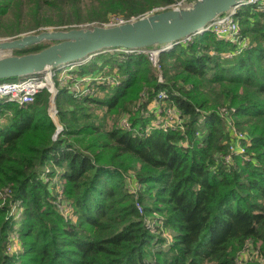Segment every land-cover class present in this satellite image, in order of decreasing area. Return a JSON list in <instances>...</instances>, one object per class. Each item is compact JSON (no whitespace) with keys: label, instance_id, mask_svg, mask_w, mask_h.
Masks as SVG:
<instances>
[{"label":"trees","instance_id":"16d2710c","mask_svg":"<svg viewBox=\"0 0 264 264\" xmlns=\"http://www.w3.org/2000/svg\"><path fill=\"white\" fill-rule=\"evenodd\" d=\"M96 1L0 0V18L15 15L0 19V32L18 25L23 5L48 26L39 7L58 19L64 10L76 21L127 19L177 0ZM235 19V40L206 31L156 64L107 51L77 66L53 98H0V264H237L252 244L264 255V4L239 7ZM82 76L109 77L92 86L104 96H74ZM159 92L181 127L145 132L153 115L142 114ZM111 113L120 118L107 127Z\"/></svg>","mask_w":264,"mask_h":264},{"label":"water","instance_id":"95a60500","mask_svg":"<svg viewBox=\"0 0 264 264\" xmlns=\"http://www.w3.org/2000/svg\"><path fill=\"white\" fill-rule=\"evenodd\" d=\"M257 1L188 0L120 24L42 30L0 39V81L44 73L50 77L52 71L83 63L107 51H156L158 55L208 31L221 15H235L239 7ZM45 42L48 44L36 51L13 53ZM54 121L59 131L61 126L56 119Z\"/></svg>","mask_w":264,"mask_h":264},{"label":"built area","instance_id":"2783aa9c","mask_svg":"<svg viewBox=\"0 0 264 264\" xmlns=\"http://www.w3.org/2000/svg\"><path fill=\"white\" fill-rule=\"evenodd\" d=\"M187 1L188 0H177L169 5L153 8L149 12H156L163 9L176 7L186 3ZM257 2L259 4H264V0H259ZM125 21L118 18L113 19L114 24H120ZM238 29V22L235 19V15L231 13H225L214 22V24L210 27L208 31L215 33L218 37L235 40L237 38ZM145 54L149 56V59L153 62V64L157 63L159 54L157 55L156 51H148V53ZM80 64L83 63H79L76 65L69 64L71 65L70 67L64 68L66 75L62 76L61 78H58L56 82H54L52 78L53 76L55 77L58 72H61V69L52 71L50 76L52 81L51 87L48 84L49 75L46 73L17 78L16 80L12 81H2L0 82V98H4L7 101L17 103H27L33 101L34 96L42 90H46L51 95L55 94L57 93V84L63 85L67 81V79L75 77L74 75H72V71ZM97 77L99 76H96L94 78L90 76H82L81 78L76 79V83L74 82L72 84V87H69V89L74 96H85L86 94H84V92H88L89 89L93 88V85L91 86V84H93L92 80L98 83V79H101H96ZM104 78H106V82L111 81L109 77ZM86 80H88L86 82L88 83V85H83L85 83L84 81ZM90 94L93 93L89 92V95ZM164 98L165 94L163 92H159L157 94L156 99L152 101L151 108L149 107L147 109L144 117H148L150 116V114H152L153 119L152 122L149 123L150 127L145 128V132H149V130L152 128L162 129L166 131L181 127V118L179 117V114L174 110V108L169 107L165 102L162 101ZM155 105H158L157 108L154 107ZM120 123L123 125H127L125 117H123ZM11 247L13 246L11 245L10 248ZM242 256L243 255L239 257V260H237V264L243 263L245 261V258H243Z\"/></svg>","mask_w":264,"mask_h":264},{"label":"rangeland","instance_id":"374dc122","mask_svg":"<svg viewBox=\"0 0 264 264\" xmlns=\"http://www.w3.org/2000/svg\"><path fill=\"white\" fill-rule=\"evenodd\" d=\"M85 2H87V3L93 2L91 4H95V5L98 4V2L96 0H85ZM154 7H156V6H154ZM159 7H163V6H159ZM150 9H152V8H150ZM150 9L145 10V12H143L139 16L149 12ZM37 10H38L37 11L38 17L41 18V22H43L46 19V20L50 21V25L42 26V23H41L39 26H38V24L36 26V24L33 23L32 8L30 6H28V5H23L22 12H21V15H20V19L18 20V25L16 24L14 27L12 25L7 26L6 28H8V29H5V30H9V33L0 32V39H6V38L11 39V38H14V37H17V36H20V35H24V34H28V33H37V32L42 31V30L66 29V28H70V27H80V26L84 27V26H91L93 24L111 25V24H114L113 19H115L114 15H108L107 18H105L103 20L97 18V19H92V20L81 19L79 21H76V20L73 19V17H70L68 12H66L67 10H64L62 12L64 14L62 19L65 22L60 24L61 23L60 21L62 19L61 18L58 19V15L54 14L55 13V9H53V8L48 9L46 7H39ZM86 12H87V7H85L84 4H81V13L80 14H81V16L83 18H84V15H86ZM14 17H15V15L13 13H8L6 15V17H1L0 19H2V21L5 22L4 24H9L7 22L11 18H14ZM133 18H135V17L134 16H130L127 19H125V18H118V19H121V20L125 21V20H130V19H133ZM47 44L48 43L45 42V43H43L41 45L45 46ZM41 45H39V46H41ZM27 51H36V50L28 49ZM13 53L21 54L19 52H15V51ZM88 61H89V59L87 61L83 62V63H87ZM67 67H70V66H66L64 68H67ZM64 68H62L60 70L61 72H58L55 77L53 76L52 79H53L54 82H56L58 78H61L62 76L66 75V72L64 71ZM103 71H107V69L104 68ZM108 73L110 74L109 71L107 73H105V74L108 75ZM74 76H76V75H74ZM98 78H101V79H98ZM96 79L99 80V81L97 80L98 84H99V82L100 83H106V78L97 77ZM87 81L88 80L84 81L85 83L83 85H88V83H86ZM95 83H97V82L95 81L93 84H91V86L94 85ZM48 84H49L50 87L52 86V81H51L50 77L48 79ZM83 85H82V87H83ZM89 92L90 93L92 92L94 94V96L99 97V98L103 97L104 94H105V90H102L101 88L96 87V86H94L93 88L89 89L88 92L85 91L84 92V94H86L85 96L89 95ZM54 95H56V93ZM90 106H91V110L90 109L89 110H90V113H91L92 117L94 115H98L99 117L102 115V112L104 111V109H102V110L101 109H97V108L93 107L92 104H90ZM48 111H49V113H50V115H51V117L53 119L57 118L56 117L57 108H56V105L54 103V99L52 101V104H49ZM145 114H146V112H143L142 115L144 116ZM113 115L114 114H112V113L108 114L107 118L105 119V124H106L107 127L112 126L113 120H114V122H116V120L118 121L119 118H120V116H118V119H117ZM138 115L140 116V112L138 113ZM123 117L127 118V115H123ZM113 118H115V119H113ZM152 119L153 118H151L149 123L152 122ZM147 127H150V125L148 124L145 128H147ZM237 152L238 153L239 152L242 153L240 148L237 149ZM54 180H57V177H54ZM17 206H18V203H16L14 205V207H15V209L19 210V208ZM162 231H163L162 236L165 237L166 239H168L169 238V232L167 231V229L165 227H163ZM11 236L13 238L12 239L13 240V242H12V246L13 247L10 248V251H11V253L18 252L19 251V249H17L18 245H19L18 235L14 232V233H11ZM241 255H243L242 257L245 258L244 259L245 261L243 263H240V264H250V263H253V264H264V255L261 254L259 252V250L256 249L253 244L251 246L247 247L245 249V251L241 252Z\"/></svg>","mask_w":264,"mask_h":264},{"label":"bare ground","instance_id":"6f19581e","mask_svg":"<svg viewBox=\"0 0 264 264\" xmlns=\"http://www.w3.org/2000/svg\"><path fill=\"white\" fill-rule=\"evenodd\" d=\"M84 62V61H83ZM69 66H71V65H69ZM66 67V66H65ZM52 95H54V94H52Z\"/></svg>","mask_w":264,"mask_h":264}]
</instances>
